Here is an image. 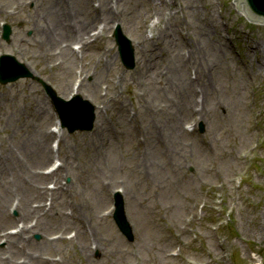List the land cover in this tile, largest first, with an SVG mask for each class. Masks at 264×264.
<instances>
[{"label": "rangeland", "instance_id": "obj_1", "mask_svg": "<svg viewBox=\"0 0 264 264\" xmlns=\"http://www.w3.org/2000/svg\"><path fill=\"white\" fill-rule=\"evenodd\" d=\"M166 1L169 5L163 7V16H172L176 13L177 20L182 24L173 20L167 22L165 18L158 23L156 17H153L158 9L146 7L148 5L143 2L138 4V0H129V5L128 0L121 3V6L126 7L129 23L120 24L119 27L122 34L133 42L135 60L138 62L140 58V46L134 35L139 26H145L147 34L153 33L154 23L168 29L169 26H175L184 34H189L178 43L177 51L183 55V52L188 54L186 50L188 41L196 40L190 34V28L196 29L195 15L198 19L205 15L216 18V34L214 35L213 27H208L207 30H210L209 36L212 41L217 39L225 47V59L222 66L213 73L212 79L204 72L208 84L212 83L215 89L209 105L221 103L228 105V109L231 110L230 115H227L228 109L219 110L220 114L217 116L213 114L215 118L212 119L210 131L204 124H201L203 131H199V124L202 122L186 121L184 126L189 130V135L179 140L177 150L179 160L175 161L182 169V173L174 166L170 171H166L165 176L161 177V189L158 191L155 187L148 189L142 177L134 170L135 164L141 160L134 159L137 156L136 145L137 143H140V146L144 145L146 153L148 142L146 129L148 125L152 128L154 123L141 113L143 121L140 126L143 133L138 137L128 126L134 125L133 116L138 104L143 106L144 103L154 102L156 98L153 99L154 94L148 86L149 81L146 86L141 85L142 87L138 81L132 84L133 80H137L138 65L130 71H126L122 66L112 39V33L118 23H110V28L105 23L103 36L83 49L82 55H78V60L72 66L67 92L66 89L62 90V72L60 74L58 68H50L55 62L49 64L39 59L35 49L38 43L44 41L40 33L34 32L36 27L42 26L41 21H36L35 15L39 13V8L44 7L39 5L47 4L48 0H37L35 5L28 4L24 8L16 7L11 0H0V6L4 7L0 10L3 12L0 14V55H12L20 64L29 68L32 76L31 79L19 80L6 86L0 85V95H5L3 98L5 111H15L16 124L18 116H21L26 121V127L33 128L38 107L43 108V114L47 116L41 127L49 132L53 124L54 110L42 84L51 87L58 97L67 98L71 93L68 87L79 81L75 76H79L81 72L83 74L86 70L88 75L85 83L90 84L93 75L110 60V70L103 72L102 77L95 80V88L99 95L105 96V102L117 96L121 97L130 112L129 117L127 114L121 116L127 133L119 122H115V114L110 108L88 96L86 89H83L82 96L86 95L96 109L98 107V114L105 118L108 127V135L104 140L108 146L93 160L83 144L90 147L95 143L97 124L91 132H76L69 135L63 130L62 136L48 138L45 149L47 151L51 149V145L56 141L59 152L37 166L27 161L16 144V138H11L8 131L0 132V142L5 140L8 146L17 147L26 168H30L32 172L39 171L40 175L54 158L63 166L66 159L73 161L72 172L61 167L55 177L42 180V187L46 189L52 185L51 180H56V186H63L61 206L57 210L58 213L70 215L67 219L84 212L83 205L89 208L96 218L101 219L87 220L83 223L85 226V232L81 231L85 239L83 244L87 249L94 241L98 248L97 251L90 253L88 264H264V26L249 24L243 14L236 10L233 0H185L190 10L183 5L184 0L181 3L175 0ZM158 4L157 2L155 6ZM94 5L95 9H99L98 2L94 1ZM2 23L10 27L7 41L1 39ZM186 24H189L188 28ZM92 28L88 30L93 31ZM193 34L198 38V33L194 31ZM159 36L161 37L159 44L152 43L153 47L150 49H153L155 57L160 56V62L164 64L166 60L174 58L176 51L173 46L166 44L167 36L164 38L160 32H155V41ZM211 40L209 43V39L203 38V43L208 45L213 54ZM218 41L215 43L217 46ZM166 46L168 48L159 54L158 51L165 49ZM247 63H251L252 69L247 67ZM165 68L166 65L156 70L165 77ZM193 74L192 71V77ZM185 76L186 78L189 76V71ZM198 85L200 87V80ZM132 95L135 99L131 98ZM163 97H166V101L167 98L176 99L173 92L170 96L164 93ZM0 122H4V119L0 118ZM99 145L98 141L92 148L97 150ZM105 159L113 170L114 180L102 198L99 197L100 190L97 189L102 179L99 170ZM166 165L170 166L171 160L167 159ZM128 187L136 190L138 200L131 205L134 208V211L132 208L131 210L134 212L133 218L136 223L134 226L131 221L134 238L132 242H128L120 234L112 217L107 215L115 190L121 191ZM75 193L76 197H73ZM78 200L81 203L77 205ZM45 202L50 203L43 199L40 204L44 205ZM123 202L125 213L130 212L128 203H131L124 197ZM12 215L16 217L15 212H12ZM50 220L54 222L53 218ZM217 222L219 225L222 223L221 229L215 231L213 226ZM14 224L15 222H12L0 231L15 227ZM55 228L57 227L51 229ZM59 232L60 230L52 231L49 236H55ZM71 233H75L72 243L66 239ZM61 234V238L65 240L60 241L57 248L37 251L46 255L48 260L57 259L61 264H85L88 259L81 253V241L76 240V227H61ZM36 236L39 239H36ZM44 237L45 234L40 231V234H31L30 240L34 244H39ZM94 238L104 240L106 249L111 252L109 262H102L100 251L104 246ZM121 246L128 251L127 256L120 253ZM178 249L179 252L176 253ZM33 250L35 248L31 251ZM6 254L8 253L1 242L0 255ZM12 258L11 260L16 261V258L15 260ZM19 260L22 262V259Z\"/></svg>", "mask_w": 264, "mask_h": 264}, {"label": "bare ground", "instance_id": "obj_2", "mask_svg": "<svg viewBox=\"0 0 264 264\" xmlns=\"http://www.w3.org/2000/svg\"><path fill=\"white\" fill-rule=\"evenodd\" d=\"M11 1L16 7L20 8H24L28 3H34L35 5L37 2V0ZM94 1L98 2L99 9H95L96 6L94 5ZM125 1L127 0H48L47 4L39 5L44 7L39 8V13H36L35 18L36 21L42 22V26L36 27L34 32L40 33L44 37V41L38 43V47L35 48L36 53L39 59L44 60L49 64L52 61L55 62L50 68H58L60 74L62 72V82L61 80L60 82L63 91L69 86L72 66L74 62L76 63L77 59L72 46L76 44L80 45L78 50L80 53H83V49L88 44L103 36L106 25L110 28V23H118V25H123V23L126 22L129 23L126 7L121 6V3H124ZM138 1V4L143 2L148 5L146 7H152L155 10L158 9L153 15V17H156L158 23H160V20L163 18H165L167 22L172 20L175 22L178 21L176 13L172 16H163V7H168L169 5L166 0ZM175 1L179 3L182 2V0ZM157 2L159 4L158 6H155ZM183 5L190 10V7L186 5L185 0ZM3 9L4 7L0 6V10ZM0 14L2 15L3 12H0ZM178 22L181 23L180 21ZM194 23L196 29L190 28V34H192V37L196 40L188 41L186 46L188 54L183 52V55L177 51L178 43H181L182 40L189 36V34H184L175 26H169L168 29L166 26H163L162 28L158 26L160 24L156 25L154 23L152 29L153 33L149 32V34H147L145 26H139L134 33L136 42L140 46V58L138 62L135 60L136 66L138 65L136 71L137 80H133L132 84H135L136 81H138L140 86H146L149 81L150 84H148V86L151 88L152 94H154L153 99L156 98L154 102L144 103L143 106L137 103L138 109H135V115L133 116V118H135L134 125L128 126L129 130L135 132L138 137L143 133V129L140 126L142 125L143 117H148V119L154 123L152 128L148 125L146 129L148 139L146 153H144V145L140 146V143H137V156L134 158L135 160L141 159L139 163L135 164L134 170L142 177V180L148 189L150 187H155L159 191L161 189V177H164L166 171H170L173 166L178 172L182 173V169L175 164V161L179 160V152L177 151L179 140L187 138V135H189L184 126L186 121L199 118L198 121L202 122L205 127H207L208 131H210L212 119L215 118L213 114L217 116L220 114L219 110L228 109V105H222L221 103H213L214 105H209L215 89L212 83L210 85L208 84L204 74V72L208 73L210 79H212L213 73L222 66L225 59V47L221 45L217 39L216 41H218L219 46L215 45L216 41L211 40L209 36L210 30H207L209 29L208 27H213L214 35L216 34V18L210 15H205L198 19L195 15ZM96 24L98 25L96 26ZM92 26L94 27L92 28ZM185 26L188 28L189 24H186ZM89 28L93 29L95 39L91 38V32L88 30ZM194 31L195 33H198V38L193 34ZM155 32H160L164 38L166 35V44L173 46L174 51H176L174 58L169 61L166 60V63L164 64L160 62V56L155 57L153 49H150V47H153V44L158 45V41L161 40V37L159 36L155 41ZM203 38L209 39V43L210 40L212 41L213 54L208 49V45L203 43ZM86 40H89V42L87 43ZM21 41L22 40H20V42ZM167 48L168 47L166 46L165 49L158 51L159 54ZM165 65L166 75L164 77L161 73H158V70L156 69L164 67ZM247 67L252 69L251 63H247ZM110 68L111 62L110 60H107L105 64L101 66L99 71L93 75L90 84L85 83V78L88 74H86L87 71L84 70V79L80 81L75 91L72 86L68 87V91H74L76 92V96H82L81 91L86 89L88 96L96 101H100L102 104H106V107L110 108V111L115 114V122H119L124 132L127 133L125 124L123 125L121 122V116L127 114L129 117L130 112L123 103L121 97L117 96L114 97V99L105 102V96L99 95L95 88V80H99L102 77L103 72L109 71ZM190 70L194 71L197 80H191L190 76L186 78L185 74ZM166 76L168 77L166 78ZM163 79H165L164 84ZM198 80H200V87L198 85ZM61 84L59 87L60 89ZM65 92H67V89ZM172 92L176 95V99L172 97L167 98L166 101V97L162 98L164 93L166 96H170ZM73 95L75 94L73 93ZM83 96L84 99H87L86 95ZM3 98H5V95L1 94L0 118H3L4 122H0V132L8 131L11 138H16L15 141L19 150L25 155L30 164L32 163L34 166L43 164L46 158H50L51 156V152L45 149V142L51 137V135L41 127L44 118L47 116L46 114H43V108L38 107L36 112V124L33 127V130V128L26 127V121L23 120V117L21 116H18V122L16 124L14 121L16 113L15 111H5V102ZM131 98L135 99L134 95H132ZM173 103L176 104L173 105ZM230 111L229 108L227 115H230ZM141 113H143V115ZM141 115L143 117H140ZM154 120H156V122ZM95 122V125H98L94 139L95 143H92L90 147L87 144H83L84 148L89 151L92 160L95 156H98L99 152H103L105 147L108 146L104 141L105 137L108 135V127L105 118L96 114ZM58 132H61L63 135V131L60 129H58ZM98 141L100 142V145L97 150H94L92 147L95 146ZM0 145V229L13 222L14 217L11 216L10 211L12 210V203H14V201L17 202L15 209L17 213L16 217H18L24 225L16 235L7 236L3 234L4 237L1 240L5 241L4 250L9 255L7 257H2L0 255V264H57L47 262L45 258L46 255H43L41 251L37 250H47L53 247L57 248L60 244L61 238L56 241H50L47 239L50 235L49 233L60 230L59 234H61V227L67 226L76 227V240L81 241V253L88 259L85 263L88 264L91 256L90 253L94 249L98 250V248L95 242L92 241L86 249L83 244L85 239L81 232H85V226L83 223L87 220L96 219L97 221H101V219L96 218L94 213L84 205L82 206L84 212L75 216L72 215L70 219H67L69 217L66 214H63L62 212L58 213L57 209L61 206L62 187H57L55 192H47L46 189L42 188V180L47 177L40 175L39 171L32 172L30 171V168L27 169L26 163L23 161V157L20 156L17 147L8 146L5 140H1ZM149 151H151V153H148ZM102 156L104 159V155ZM167 159L171 160L170 166L166 165ZM73 165L74 163L72 160L66 159L63 168L66 171L72 172L74 168ZM59 168L49 176L55 177L61 169ZM99 171L102 174V179L100 180L99 189L97 190H100L101 193H99V197L104 198V195L106 194L105 192H108V188L113 184L114 174L106 159L104 165H102ZM66 190L68 191V189ZM121 194L131 203H128V208L131 213L128 212L127 217L128 220H130L129 223L132 225L133 222L135 226L136 223L133 218L134 208L131 205L132 203L138 202L136 198V190L132 187L123 188ZM48 196L50 197V202H52L50 209L48 211L40 209V201ZM73 197H76V193ZM31 203L36 204L31 205ZM80 203L81 201L78 200L77 205ZM75 208H77V206ZM52 209L54 211H52ZM135 211L140 213L136 209ZM51 218L54 219V222L50 220ZM32 220H34V224L30 228L26 227V223ZM71 220H73V222H71ZM54 227L57 228L51 229ZM40 231L45 234V237L39 244H34L29 238L24 239L27 234H40ZM96 240L99 243L102 242V245L104 246V249L100 251V253H102V262H109L111 252L106 249L104 240ZM70 242L72 243V241ZM34 248L35 250L31 251ZM119 251L121 254L127 256L128 251L123 249L122 246L119 247ZM137 253H140L139 249L137 250ZM11 257H13L12 259L14 260L16 258V261L13 262L10 259ZM18 259H22V262L19 263ZM58 264H61V262Z\"/></svg>", "mask_w": 264, "mask_h": 264}, {"label": "water", "instance_id": "obj_3", "mask_svg": "<svg viewBox=\"0 0 264 264\" xmlns=\"http://www.w3.org/2000/svg\"><path fill=\"white\" fill-rule=\"evenodd\" d=\"M238 9L241 14L248 17L249 20L255 22L264 23V0H236ZM243 10V11H242ZM244 12V13H243ZM116 42L119 46V51L121 59L126 69H133L134 58L133 50L130 44L120 35H115ZM29 74L20 66L15 64V62L9 58L5 57L1 60L0 64V83L6 84L8 82L15 81L19 78H26ZM51 97L55 102L57 111L59 112L63 126L67 127L69 132L72 133L75 130H90L92 128L93 116L91 111L87 115H82L80 113H72V110L77 106L76 100L71 103L66 104L58 101L54 94L51 93ZM66 106H70L69 109L65 110ZM117 210L115 214V221L120 228L121 232L132 240L131 231L127 225L124 215L122 203L120 200L117 201Z\"/></svg>", "mask_w": 264, "mask_h": 264}]
</instances>
